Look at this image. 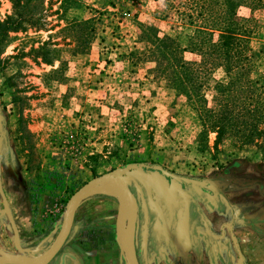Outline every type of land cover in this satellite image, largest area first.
<instances>
[{
	"label": "rangeland",
	"instance_id": "1",
	"mask_svg": "<svg viewBox=\"0 0 264 264\" xmlns=\"http://www.w3.org/2000/svg\"><path fill=\"white\" fill-rule=\"evenodd\" d=\"M184 1L21 4L22 29L0 37V264H25L46 250L70 196L105 174L120 175L130 191L127 232L137 263L264 264V162L253 147L229 141L214 151L213 133L207 154L197 153L183 97L148 73L151 64L122 56L141 48L134 20L160 34L182 32ZM11 4L0 0V22ZM253 16L251 60L264 76V13ZM155 167L204 186L168 183ZM116 208L107 186L77 204L73 239L91 252L87 263L125 264Z\"/></svg>",
	"mask_w": 264,
	"mask_h": 264
},
{
	"label": "trees",
	"instance_id": "2",
	"mask_svg": "<svg viewBox=\"0 0 264 264\" xmlns=\"http://www.w3.org/2000/svg\"><path fill=\"white\" fill-rule=\"evenodd\" d=\"M27 1L12 0L11 15L0 22V37L22 29ZM239 8L246 17L239 16ZM180 9L179 33L160 34L134 20L135 43L141 48L123 58L151 64L148 73L162 76L164 87L183 97L196 124L197 153L207 154V136L213 133L214 151L229 141L237 148L253 147L264 162V76H256L249 46L257 28L253 15L264 13V0H185ZM85 25L91 33L88 20Z\"/></svg>",
	"mask_w": 264,
	"mask_h": 264
},
{
	"label": "water",
	"instance_id": "3",
	"mask_svg": "<svg viewBox=\"0 0 264 264\" xmlns=\"http://www.w3.org/2000/svg\"><path fill=\"white\" fill-rule=\"evenodd\" d=\"M156 170L169 176L168 173L162 171L160 168L155 167ZM185 184H191L192 186L203 187L204 183L197 182L190 179H180ZM107 186L113 190L117 196V208L115 213L114 220V236L117 246L122 253L123 260L125 264H137L133 246L130 242V238L127 232L126 225V207L127 203L130 200V191L125 185L122 177L120 175H101L97 178H94L86 183H84L80 188H78L68 199L65 210L62 217L61 226L52 240L49 248L46 252L38 259L35 260L32 264H47L53 256L58 252L66 237L69 234L74 212L77 204L83 199V197L91 190ZM234 241V240H233ZM238 261H241V255L237 250Z\"/></svg>",
	"mask_w": 264,
	"mask_h": 264
},
{
	"label": "crops",
	"instance_id": "4",
	"mask_svg": "<svg viewBox=\"0 0 264 264\" xmlns=\"http://www.w3.org/2000/svg\"><path fill=\"white\" fill-rule=\"evenodd\" d=\"M76 210H77V206H76V209H75V212H74V216H73V220L75 218V215H76ZM64 213V212H63ZM63 213H61L59 215V217L57 216V221L56 224H55V228L52 229V233L50 235V237L47 238V241H48V245L50 246L52 240L55 238L60 226H61V222H62V217H63ZM62 215V216H61ZM8 219H11V217L8 215L7 216ZM73 220H72V225H71V228H70V231H69V234L63 244V248L61 250L60 253H68L70 255L73 256L74 258V261L70 262L69 260H64V264H89L87 263V260L89 258V256L91 255V252H85V250H83V247H81L80 245H78V242H76L73 238H75V234L73 233ZM56 221V220H55ZM9 226H10V229H11V232H12V236L13 238H17V230L15 228V225L13 223V221H9ZM48 246V247H49ZM48 249V248H47ZM46 249V250H47ZM17 250L21 253L24 252L23 249L21 248H17ZM46 250L42 251V253H38L35 257H33L31 260H25L27 261V263L25 264H32L34 263L35 260H38L45 252ZM3 254V253H2ZM6 255V254H4ZM8 256V255H6ZM9 257V256H8ZM59 257H60V254H57L53 260L50 262V264H60V260H59ZM96 262V260H95ZM97 264V263H95Z\"/></svg>",
	"mask_w": 264,
	"mask_h": 264
},
{
	"label": "flooded vegetation",
	"instance_id": "5",
	"mask_svg": "<svg viewBox=\"0 0 264 264\" xmlns=\"http://www.w3.org/2000/svg\"><path fill=\"white\" fill-rule=\"evenodd\" d=\"M163 176H164V178L166 179V181L169 183L171 180H173L174 181V183L175 184H177V185H182V184H185L184 182H182L180 179L181 178H177V177H175V176H172V175H170L169 174V176H165L164 174H163ZM187 185H191V184H187ZM184 192L185 193H187L188 192V190L187 189H185L184 188ZM140 203V202H139ZM138 203V204H139ZM136 204H137V202H136ZM146 206V205H145ZM142 207V206H141ZM142 209V208H141ZM149 212H150V209L149 208H147V206H146V216H147V232H146V236L148 237V239H149V241L152 243V241H151V237L150 236H152V229H151V227H150V225H151V223L149 222V220L150 219H152L151 218V216H150V214H149ZM141 211H139V207L137 208V210H136V215H137V217H140L141 216ZM143 214V213H142ZM153 220H155L154 218H153ZM142 220H141V217H140V222H141ZM156 221V224H158V223H160L159 222V220L158 219H156L155 220ZM142 223V222H141ZM140 223V225H142ZM136 224H137V222H136ZM67 238V237H66ZM66 240V239H65ZM189 241V240H188ZM65 242V241H64ZM64 242H63V244H64ZM189 243V242H188ZM63 244H62V246L60 247V249L58 250V252L53 256V258L57 255V254H60V257H59V260H60V264H64V260H69L70 262L72 261H74V258H73V256L72 255H70V254H68V253H60L61 252V249H62V247H63ZM49 248V247H48ZM134 254H135V251H134ZM237 257H238V255H237ZM53 258L47 263V264H50V262L53 260ZM135 258H136V255H135ZM136 262H137V258H136ZM74 264V263H73ZM137 264H139V263H137Z\"/></svg>",
	"mask_w": 264,
	"mask_h": 264
},
{
	"label": "bare ground",
	"instance_id": "6",
	"mask_svg": "<svg viewBox=\"0 0 264 264\" xmlns=\"http://www.w3.org/2000/svg\"><path fill=\"white\" fill-rule=\"evenodd\" d=\"M130 200L129 202L127 203V207H126V225H127V229H128V208H129V205H130Z\"/></svg>",
	"mask_w": 264,
	"mask_h": 264
}]
</instances>
